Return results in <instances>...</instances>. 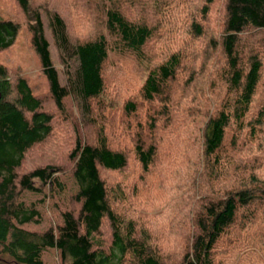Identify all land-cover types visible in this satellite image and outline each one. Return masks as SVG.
Segmentation results:
<instances>
[{
	"label": "trees",
	"instance_id": "1",
	"mask_svg": "<svg viewBox=\"0 0 264 264\" xmlns=\"http://www.w3.org/2000/svg\"><path fill=\"white\" fill-rule=\"evenodd\" d=\"M120 1L90 2L91 7L101 9L102 26L84 37L72 36L59 11L49 13V28L66 67L63 82L41 10L31 0H17L28 20L31 45L49 94L60 112L66 111L68 99L86 111L100 100L112 55L130 57L145 66L137 90L140 100L128 99L124 110L133 114L140 103L158 105L159 110L150 114L146 127L139 124L131 134L136 136L130 151L147 173L157 164L160 149L172 139L182 149L193 146L195 152H185L183 161H171L183 169L188 163L198 168L188 181L187 176L184 179L190 198L184 207H190L179 213L180 219L178 212L170 210L173 219L165 235L159 233L156 238L136 216L120 211L116 203L126 196L109 186L103 172L126 169L130 153L125 146L112 143L102 126L93 141L77 138L69 152L77 185L73 197L79 208L65 210L56 228H27L43 216L41 205L21 199L22 192L64 188L58 166L44 164L20 173L28 152L51 136L54 116L43 107L27 77L12 80L8 66L0 63V264H46L44 254L49 249L59 251L63 264H164L168 245L181 246L175 264H237L239 252L242 264H264V96L258 99L264 59L260 51L247 48L244 40L249 31H264V0H225L221 34L211 39L214 59L200 51L197 40L204 39L207 31L192 20L185 34L168 31L171 50L154 60L147 46L158 33L155 26L128 18ZM204 10L210 11L209 4ZM91 16L86 17L88 22ZM21 27L16 17L0 16V52L15 44ZM184 76H189L187 85L198 88L189 138L172 125L171 117L176 85ZM159 134L169 136V143L154 140ZM106 221L111 228L109 244L99 237ZM176 234L185 239L184 244Z\"/></svg>",
	"mask_w": 264,
	"mask_h": 264
},
{
	"label": "rangeland",
	"instance_id": "2",
	"mask_svg": "<svg viewBox=\"0 0 264 264\" xmlns=\"http://www.w3.org/2000/svg\"><path fill=\"white\" fill-rule=\"evenodd\" d=\"M95 1L31 0L33 7L40 9L43 14L46 35L51 43L53 61L63 82L66 67L61 61L60 52L49 28V13L59 11L69 24L72 36L74 38L76 36L84 37L89 32L100 29L99 24L102 26L101 9L96 10L89 4ZM120 4L128 18L144 20L155 26L158 33L147 46V51L153 60L161 59L165 51L171 50V44L167 40L168 31L175 29L178 34H185L192 20L198 21L207 31L204 39L197 40L200 44V51L214 59L216 52L211 47V39L221 34L225 0H213L211 3L209 0H122ZM206 4H209L210 10L207 14L204 10ZM7 15L16 17L22 27L15 44L0 52V63L8 66L12 80L19 76L27 77L35 93L41 96L43 107L54 116L51 136L28 152L20 173L35 166L52 164L61 168L60 178L64 183V188L59 191L53 186H47L44 187L42 193L22 192L21 199L28 203L36 201L41 205L43 216L39 223H31L26 227L36 231L56 228L61 223L62 213L65 210L79 208V203L73 197L77 185L72 176L73 162L69 157V152L77 138L93 141L100 128L104 126L107 128L110 141L119 147L120 145L121 147L125 146L130 153L129 165L126 169L121 172H103L109 186L119 189L120 192L123 191L122 193L126 196L119 199L120 202L116 203L117 208L128 216H136L138 223L150 229L155 238L159 233H161V237L164 236L169 222L173 219L171 217L173 212L170 215L168 212L175 210L178 212L177 218L180 219L179 213H184L190 207L189 205L184 207V204L190 201L188 189L184 186V179L187 176L186 181H188L197 173L198 168L195 164L189 167L190 163L184 169L183 165H172L174 162L171 163V161L176 158H178L177 161H183L186 156L185 152L193 151L194 153L195 148L184 146L186 149L184 151L183 145H179L176 139H172L169 143V136L162 134H159L154 140L158 138L162 144H169L160 149L157 164L149 172L143 173L134 159L130 149L136 135L131 136V134L138 129L139 124L146 127L150 114L159 110L158 105L152 106L150 103L138 104L137 111L133 114H127L124 110V102L128 99L137 102L140 100L137 90L142 83L145 66L133 58H119L112 55L106 66V91L100 100L94 101L92 107L86 111L81 104L68 99L66 111L60 112L49 94L47 78L42 71L39 57L31 45L28 20L17 0H0V16L6 17ZM90 15H93V17L91 16L92 22L86 20V17ZM244 40L247 48H255L260 51L264 59L263 30L249 31L245 34ZM204 73L206 74L207 71ZM188 81L189 76H184L176 85L175 104L171 115L173 117L172 125L176 129L179 128L181 134L186 138L190 137L191 132L188 124L191 123V126H194L192 111L198 102V99L197 101L193 99L198 97L196 93L198 88L190 84L187 85ZM199 90H201L200 87ZM262 96H264V80L258 99ZM153 107L155 109H152ZM144 136L147 139L150 138L146 133ZM190 145L193 144L190 143ZM179 168L180 170L177 171ZM99 237L105 244L110 243L111 228L107 221L104 223ZM175 237L179 239L181 236L176 234ZM182 240L184 244L185 239ZM180 249L181 246H166L163 251L164 264H175L179 261ZM258 253L259 257L263 259L261 252ZM44 259L46 264H63L57 249L46 251ZM242 259L243 254L237 253L235 260L237 264H242L244 262Z\"/></svg>",
	"mask_w": 264,
	"mask_h": 264
},
{
	"label": "water",
	"instance_id": "3",
	"mask_svg": "<svg viewBox=\"0 0 264 264\" xmlns=\"http://www.w3.org/2000/svg\"><path fill=\"white\" fill-rule=\"evenodd\" d=\"M1 97H2V93L0 92V99H1Z\"/></svg>",
	"mask_w": 264,
	"mask_h": 264
}]
</instances>
